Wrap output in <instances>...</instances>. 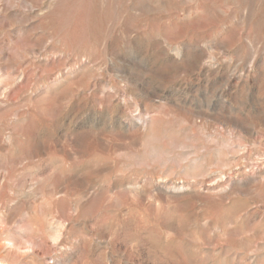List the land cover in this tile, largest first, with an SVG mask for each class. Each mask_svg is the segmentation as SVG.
Here are the masks:
<instances>
[{"label": "rangeland", "instance_id": "374dc122", "mask_svg": "<svg viewBox=\"0 0 264 264\" xmlns=\"http://www.w3.org/2000/svg\"><path fill=\"white\" fill-rule=\"evenodd\" d=\"M0 264H264V0H0Z\"/></svg>", "mask_w": 264, "mask_h": 264}]
</instances>
